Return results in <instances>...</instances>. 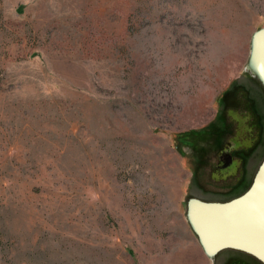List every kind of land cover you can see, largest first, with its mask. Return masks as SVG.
Here are the masks:
<instances>
[{"label":"rangeland","instance_id":"1","mask_svg":"<svg viewBox=\"0 0 264 264\" xmlns=\"http://www.w3.org/2000/svg\"><path fill=\"white\" fill-rule=\"evenodd\" d=\"M261 28L264 0H0V264L229 261L190 205L263 162Z\"/></svg>","mask_w":264,"mask_h":264},{"label":"bare ground","instance_id":"2","mask_svg":"<svg viewBox=\"0 0 264 264\" xmlns=\"http://www.w3.org/2000/svg\"><path fill=\"white\" fill-rule=\"evenodd\" d=\"M260 44L256 59L264 64V37ZM192 221L200 228L206 248L237 244L254 250L264 258V168L248 199L225 209L193 206Z\"/></svg>","mask_w":264,"mask_h":264},{"label":"water","instance_id":"3","mask_svg":"<svg viewBox=\"0 0 264 264\" xmlns=\"http://www.w3.org/2000/svg\"><path fill=\"white\" fill-rule=\"evenodd\" d=\"M264 37V28H261L260 31H258L253 38L252 44H253V48H252V54H251V65L250 68L253 70L254 73L257 74L258 78L262 81L263 85H264V64L260 63L257 61L256 59V51L257 49H260V40L261 38ZM233 164V157L232 155H226V164H225V168H229L231 167V165ZM264 168V159L262 164L260 165V167L258 168L257 172L255 173V177L253 179L252 184L249 186L248 190L242 194L241 196L235 197V199L227 201V202H200L197 200H193L191 203V207L196 206V207H200V208H206V207H212L215 209H225V208H229L232 206H235V204H238L246 199H248L250 197V195L254 192L257 184H258V180L260 178V174L262 173ZM193 225H194V229L197 232L201 244L203 246V249L206 251V253L212 258L214 257L216 254L222 252L223 249H232V250H242L244 252H247L249 254L254 255L256 258H258L263 264H264V258H262L257 252H255L252 249H246L245 247H242L240 245H233V244H221L218 247H214L213 249L206 248L205 246V242H204V236L202 235V232L200 230V228L198 229V225L194 223L193 221Z\"/></svg>","mask_w":264,"mask_h":264},{"label":"flooded vegetation","instance_id":"4","mask_svg":"<svg viewBox=\"0 0 264 264\" xmlns=\"http://www.w3.org/2000/svg\"><path fill=\"white\" fill-rule=\"evenodd\" d=\"M220 143V142H219ZM227 148L225 147H221V151H226ZM226 155L227 154H220V160L221 162L223 163L220 168H224L225 164H226ZM235 253H234V256H232L230 258L229 261L225 262V264H263L258 258H256L254 255L252 254H249L247 252H244L242 250H233ZM238 252V253H237ZM206 253V252H205ZM237 253V255H236ZM243 255V258L240 257V255ZM236 255V256H235Z\"/></svg>","mask_w":264,"mask_h":264},{"label":"trees","instance_id":"5","mask_svg":"<svg viewBox=\"0 0 264 264\" xmlns=\"http://www.w3.org/2000/svg\"><path fill=\"white\" fill-rule=\"evenodd\" d=\"M208 131H209V128L207 129ZM204 131H200V132H197V131H195V130H191L190 131V134L188 135L191 139H192V135L193 136H200V135H204ZM191 135V136H190ZM217 141V143L215 144V146H214V148H215V153H217V152H219V150H221V147L222 146H220L221 145V143H222V141H218V140H216ZM220 142V143H219Z\"/></svg>","mask_w":264,"mask_h":264}]
</instances>
